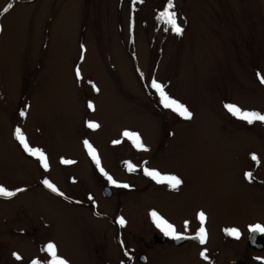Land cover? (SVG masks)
<instances>
[{"label":"rangeland","instance_id":"374dc122","mask_svg":"<svg viewBox=\"0 0 264 264\" xmlns=\"http://www.w3.org/2000/svg\"><path fill=\"white\" fill-rule=\"evenodd\" d=\"M159 2L0 0V186L22 189L0 197V264L46 261L41 248L48 242L68 264H93L88 241L103 236L105 218L98 219L99 229L97 220L80 223L86 213L71 204L65 210L63 200L46 193L45 179L60 193L74 183L69 194L84 190L112 218L115 201L131 204L124 216L135 234L144 233V207L150 205L179 223L185 215L195 222L203 211L213 244L226 228L242 234L247 224H264V123L249 124L224 107L264 114V84L257 78L264 75V0H174L181 35L153 27L152 7ZM153 78L193 113L191 120L163 108L150 87ZM86 121L99 127L90 129ZM17 127L45 153L47 169L20 146ZM125 130L139 134L148 151L124 138ZM85 139L104 171L117 182L129 180L133 191L113 188L88 155ZM164 140L168 145L157 151ZM145 160L149 169L175 175L182 184L173 190L140 172L129 175L121 164L140 168ZM105 181L113 185L112 199L102 195ZM45 220L50 225L37 228V236L20 232ZM243 249L236 257L248 259ZM102 253L96 264H105Z\"/></svg>","mask_w":264,"mask_h":264},{"label":"flooded vegetation","instance_id":"af4514ba","mask_svg":"<svg viewBox=\"0 0 264 264\" xmlns=\"http://www.w3.org/2000/svg\"><path fill=\"white\" fill-rule=\"evenodd\" d=\"M167 145L168 141H162V143L159 145L162 148L160 150L157 149V151H162L164 146ZM148 161L149 160H145L144 162H141L140 168L130 162L134 167L138 169L136 172L128 171L124 162L121 164L123 170L129 175L133 173L137 176L140 175V172L141 176L145 180L150 182L149 178L143 173L144 167L149 168L147 165ZM158 171L163 174V171H161L159 168ZM246 172L247 171H245L244 174ZM251 181H255L253 175ZM118 183L121 185L126 184L129 187H117L116 185L113 186L109 182L105 181L102 184V188L107 185L111 188V190L114 188L117 191L119 190V192H128L133 191L135 189V187L130 183L129 180L125 179L123 182L120 183L119 179ZM261 183H264L263 180L261 181ZM72 184L73 186H70L68 188L63 187L65 191L67 190L66 192L63 191V195H58L57 193L52 192L47 187L44 188H46V193L53 194L56 197L60 198V200H63V203H61L63 204V206H66L64 207L65 210H69V208H71L69 206L71 205H76L77 208H80V210L86 213L85 215L81 212V214L79 215L78 219L80 223L85 224L87 221H90L89 219L97 220L98 222L92 225L95 227V229H99L98 219L101 217L105 218L107 224L105 226V229L103 230V236H101L100 239H93V237H91V239H89L88 241V249L89 252L92 254L93 264H96L98 262L97 256L99 255V253L102 252L103 253L100 255H105V264H262V261H264V243L262 248H259L260 243L262 242V240H264V234L249 232L250 225L260 224L261 226H264L263 223L261 224L257 222H252L250 224H247L245 231L243 230L244 233L240 235V239L238 240L231 236L225 235L222 240L214 242L213 244L212 240L209 241V218L208 215L205 213L206 220L204 222V227L207 233V240L204 245H201L195 239L173 240L170 237L165 236L163 232L156 227L152 217L150 216V212L155 211L158 213L159 209H157L153 205H150L144 207V233L135 234L133 233L134 230L132 229L133 224L128 225L126 221V216H124L125 213H128L129 210L127 209L130 208L129 206L131 204L125 205V203L120 202V200L115 201L113 205L115 204L116 209L112 212V214L114 213L115 217L112 218L110 216L102 214L97 209V207L88 199L84 190H80L81 192L79 194H69L68 190L75 186L74 183ZM111 186H113V188ZM111 196L107 198L112 199L113 197H115L113 196V190ZM36 213L38 215H41L39 212ZM90 216L93 217L91 218ZM160 216L166 219L172 225H174L178 233H183L187 236H194L196 231L200 227V223L197 219V221L195 220V222L189 223L188 231L185 233V221H189L187 220L188 217L186 215L181 217V223L178 222L179 218H174L169 213H162V215ZM121 217L125 221L124 226H120L117 223L118 218ZM45 221L46 222H44V225L43 223H41L40 226L34 227V230L32 229V231L27 232L28 230H26V228H23L22 230H20V232L23 234L28 233V235L34 233L35 236H37V228L40 229L39 227L44 226L49 227V222H47V220ZM13 232L19 233V231L16 230H13ZM103 237H105L106 239L105 242H102ZM245 247L247 248L245 249V252L249 253L248 259L236 257L239 253L243 252V248ZM205 249L208 257L207 260L203 259L200 255L201 251ZM95 258L96 262H94Z\"/></svg>","mask_w":264,"mask_h":264},{"label":"snow or ice","instance_id":"6c2138e0","mask_svg":"<svg viewBox=\"0 0 264 264\" xmlns=\"http://www.w3.org/2000/svg\"><path fill=\"white\" fill-rule=\"evenodd\" d=\"M135 3L136 0H133ZM142 2V0H140ZM12 7V4H9L3 12L6 13L10 8ZM175 7L174 5V0H167V4L164 8L163 11H161L158 14V19L163 21L164 24H166L173 33L176 35H181L184 31L183 27L177 23V13L173 10ZM3 13H0L2 15ZM2 30V29H0ZM166 31L168 28L165 29ZM82 48V56L83 58V45L81 46ZM76 78L79 81L81 77V72L80 69L77 67L76 68ZM257 78L259 79L261 84H264V75L260 74L259 72L257 73ZM93 89L97 90L95 88V85H92ZM150 87L155 90L156 94L159 97L160 104L163 106L165 109L171 110L173 113L177 114L181 118L185 120H191L193 117V113L180 101L176 100L175 98L170 97L166 91L165 87L159 83L156 79H152L150 81ZM27 105L25 106V110L20 111V116L24 117L26 115V109ZM87 107L91 110L94 109V105L92 104L91 101L88 102ZM224 107L226 110L231 113L234 117H237L243 121H246L249 124H252L253 122L259 121L264 123V114L256 112V111H247V110H242L238 106L233 105V104H225ZM86 127L90 129H96L99 127V124L92 122V121H86ZM122 136L126 138L130 143L133 144L134 147H136L138 150L142 151H148V148L144 145L142 142V139L139 134L125 130L122 133ZM14 137L20 144V146L23 148V150L29 154L30 156H33L38 159L40 166L44 169L48 168V160L45 155V153L38 149V148H33L29 145V143L26 140V137L22 133L21 129L19 127L15 128L14 130ZM113 144H119L121 143L120 140H115L112 142ZM84 147L88 152V155L91 157L93 162L96 164V167L100 170V172L107 178V180L112 183L113 185H116L117 187H129L126 184H119L117 181H115L110 175H108L107 172L104 171V169L100 165V160L96 154V150L92 147V145L89 143L87 139L83 141ZM250 158L259 164V159L255 153L251 154ZM61 163L63 164H72L75 163L74 161L71 160H66V159H61ZM125 166L128 169V171H134L135 167L128 161H125ZM147 163V162H145ZM143 173L145 176L151 178L153 181H155L157 184H166L169 186L171 189L176 190L179 188V186L182 184V180L172 174H161L158 170L155 169H149L147 167L143 168ZM252 178V173L251 172H246L245 173V179H248L251 181ZM42 183L44 184L45 187L50 189L52 192L57 193L58 195H63V193H60L57 187L52 184L50 181L47 179L43 180ZM16 191H22V189H17ZM16 191H10L7 190L5 187L0 186V197L4 198H10L12 196L16 195ZM91 198V197H90ZM150 216L153 219V222L155 223L156 227L160 229L165 236L170 237L173 240H181V239H195L197 240L201 245H204L207 240V233L204 227V222L206 220L205 213L203 211H199L197 213V219L200 223V227L196 231L194 236H187L183 233H178L175 226L172 225L170 222H168L166 219L161 217L157 212L152 211L150 212ZM117 223L120 226H124L125 221L124 219L118 218ZM188 225L189 222L185 221V233L188 231ZM224 232L226 235L231 236L235 239H240V231L237 228H226L224 229ZM249 232L250 233H261L264 234V226H261L260 224H255V225H250L249 226ZM42 252H45L49 259L46 261L41 262L38 259H33L30 264H68V261L65 260L64 258L60 257L57 253V247L54 243L48 242L46 245H44L41 248ZM13 257L17 260L20 261L22 258L19 256L17 253H12ZM201 257L205 260L208 259L207 254H206V249L202 250L200 253ZM262 264H264V261H262Z\"/></svg>","mask_w":264,"mask_h":264},{"label":"trees","instance_id":"16d2710c","mask_svg":"<svg viewBox=\"0 0 264 264\" xmlns=\"http://www.w3.org/2000/svg\"><path fill=\"white\" fill-rule=\"evenodd\" d=\"M160 6H153L152 7V11H153V27L155 29H162L164 32H165V29L166 28H169L166 24L163 23V21L159 20L157 17H158V14L164 10L166 4H167V0H160L159 2ZM134 7V6H133ZM174 10V9H173ZM131 16H132V20H131V31L133 30V27H134V21H133V12L131 13ZM166 33V32H165ZM164 33V34H165ZM131 43V41H129Z\"/></svg>","mask_w":264,"mask_h":264},{"label":"water","instance_id":"95a60500","mask_svg":"<svg viewBox=\"0 0 264 264\" xmlns=\"http://www.w3.org/2000/svg\"><path fill=\"white\" fill-rule=\"evenodd\" d=\"M138 169L135 167V172L137 171ZM133 171V172H134ZM132 172V171H131ZM111 193H112V190H111V188L109 187V186H104L103 188H102V195L103 196H105V197H109V196H111ZM252 239V238H251ZM263 243H264V240H262V242L260 243V246H259V248H262V246H263Z\"/></svg>","mask_w":264,"mask_h":264}]
</instances>
